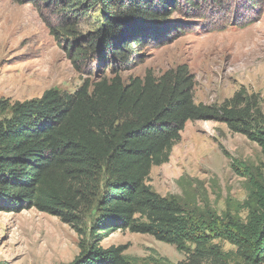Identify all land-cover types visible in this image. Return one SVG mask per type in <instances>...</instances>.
Here are the masks:
<instances>
[{
	"label": "trees",
	"instance_id": "obj_1",
	"mask_svg": "<svg viewBox=\"0 0 264 264\" xmlns=\"http://www.w3.org/2000/svg\"><path fill=\"white\" fill-rule=\"evenodd\" d=\"M16 1L37 10L79 74H103L72 92L51 87L24 101L0 99V210L35 208L74 228L80 251L69 264H150L127 256L125 244H100L116 229L175 245L185 253L175 264H229L215 238L236 246L238 264L264 263V175L240 167L249 180L244 222L210 211L192 217L176 198L146 183L188 120L220 121L264 155L258 96L240 87L221 104L195 103L185 64L158 76L125 80L119 73L171 34L172 12L187 15L206 0ZM229 1L225 10L234 25L254 21L264 4Z\"/></svg>",
	"mask_w": 264,
	"mask_h": 264
},
{
	"label": "rangeland",
	"instance_id": "obj_2",
	"mask_svg": "<svg viewBox=\"0 0 264 264\" xmlns=\"http://www.w3.org/2000/svg\"><path fill=\"white\" fill-rule=\"evenodd\" d=\"M219 1L225 7L206 0L187 15L172 12L177 25L171 34L146 46L120 76H158L185 64L195 103L221 104L244 87L258 96L264 114V4L254 21L234 25L225 10L230 1ZM62 46L31 4L0 0V99L24 101L51 87L72 92L84 80L100 78L103 70L79 74ZM263 164L260 147L245 135L214 119L188 120L168 160L151 168L146 183L159 195L176 198L192 217L210 211L244 222L249 180L240 167L264 175ZM79 241L76 230L56 216L35 208L0 210L2 264H69L80 251ZM212 242L229 253V264H238L235 245L224 238ZM100 244H125L124 253L138 263L185 259L175 245L128 230L116 229Z\"/></svg>",
	"mask_w": 264,
	"mask_h": 264
}]
</instances>
